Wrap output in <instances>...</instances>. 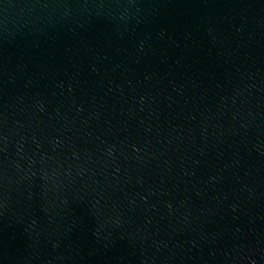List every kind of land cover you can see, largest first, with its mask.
Instances as JSON below:
<instances>
[{
	"label": "water",
	"instance_id": "95a60500",
	"mask_svg": "<svg viewBox=\"0 0 264 264\" xmlns=\"http://www.w3.org/2000/svg\"><path fill=\"white\" fill-rule=\"evenodd\" d=\"M0 264H264V0H0Z\"/></svg>",
	"mask_w": 264,
	"mask_h": 264
}]
</instances>
